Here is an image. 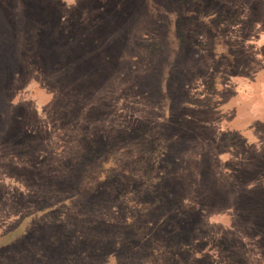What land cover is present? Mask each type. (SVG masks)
<instances>
[{"label": "rangeland", "instance_id": "obj_1", "mask_svg": "<svg viewBox=\"0 0 264 264\" xmlns=\"http://www.w3.org/2000/svg\"><path fill=\"white\" fill-rule=\"evenodd\" d=\"M90 262L264 264V0H0V264Z\"/></svg>", "mask_w": 264, "mask_h": 264}, {"label": "trees", "instance_id": "obj_2", "mask_svg": "<svg viewBox=\"0 0 264 264\" xmlns=\"http://www.w3.org/2000/svg\"><path fill=\"white\" fill-rule=\"evenodd\" d=\"M41 223H42V222H41ZM27 235H28V234H27ZM19 238H22V237L20 236ZM19 238H16L15 240H13V241L11 242V245H16V244H18L19 242H21V240H20ZM57 239L59 240V237H58ZM90 264H93V263L90 262ZM94 264H96V263L94 262ZM97 264H102V263H97Z\"/></svg>", "mask_w": 264, "mask_h": 264}]
</instances>
